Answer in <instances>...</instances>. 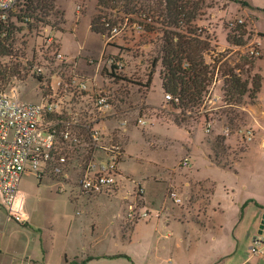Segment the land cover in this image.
I'll return each instance as SVG.
<instances>
[{
    "label": "rangeland",
    "instance_id": "rangeland-1",
    "mask_svg": "<svg viewBox=\"0 0 264 264\" xmlns=\"http://www.w3.org/2000/svg\"><path fill=\"white\" fill-rule=\"evenodd\" d=\"M205 1L206 15L195 24L205 28L211 40L212 50L205 56V60L214 67L213 83L204 105L187 113L189 126L182 128L173 124L172 117L180 114V110L165 99L166 94L161 90L159 76L155 79L162 70L161 64L158 65L154 84L152 83V99L156 104L163 101L162 105L153 108L145 103V97L151 90L145 87L151 62L158 57L159 48L163 45V27L159 24L155 25L158 30L147 33L128 21L146 22L143 15L127 16L119 10L112 11L98 6V0L76 1L80 20L86 19L81 27L76 29L71 17L68 27L71 30L74 28L78 38L70 32L62 37L65 53L75 59L78 58L77 53H80L86 59L81 61L82 67L80 69L79 66L78 69L77 64L61 51L58 35L64 32L65 26L61 24L60 15L57 17L58 12H63L59 7L60 0H56V10L49 17H45L51 26L37 24L33 19L19 20L21 8L11 15L8 33L6 36H0V93L17 91L20 99L40 103L43 97L46 98L50 93L47 87L50 82L48 76L54 74L68 82H71L73 75H77L86 82L88 91H77L63 106L64 118L70 112L76 113L75 127L79 135V142L71 146L63 145V151L71 163L66 176H47L39 179H36L34 174L23 176L20 190L26 197L25 212L31 218L30 225L38 227L42 232L32 231L28 226L22 225L23 222L10 223L6 232L7 240H10V258L13 257L14 250H22L25 255L29 254L35 259V256L42 254L41 243L47 242L53 264H64L65 254L69 260H74L75 257L85 260L90 255H107L110 257L106 260L107 264H132L125 258L114 257L125 254L134 264H156L158 246L154 245L152 240L150 244L142 242V236L146 235L148 230L153 231L154 227L138 226L131 236L136 224L151 215L149 210L146 213L142 211L145 203L138 186L140 183L145 186L147 183L152 184L147 180L149 176L160 177L165 180L164 184L166 182L165 187L147 185L149 191L151 190L148 199L152 202V209L156 211H152L154 215L168 214L171 211L168 206H173L171 194L174 191L182 194L185 191L184 195H181L182 201L175 202L180 209L190 210L191 213H206L213 186L191 181L188 171L183 169L184 160L181 159L190 151L199 166V172L195 174L197 178H221V170L212 164L210 166L205 152L214 158L213 149L217 147L222 165L233 166L250 142L249 125L237 104L231 102L229 105L224 102V105H221L211 101L215 100L213 89L216 80L224 81L223 74L230 69H236V73L240 74L243 80L249 81L254 73L259 70L261 72V68L264 74V0ZM22 8L25 10V7ZM37 15L42 16L39 12ZM97 16H105L114 21L120 19L114 28L117 32H107L103 36L105 44L100 38L90 35L86 28L87 18L92 20ZM236 22L239 23L237 26ZM27 23L32 24L34 28ZM231 24L235 26L230 27ZM243 30L247 32L244 36V47L238 48L227 43V34L242 37ZM57 51L63 54L64 61L57 67H50L51 73L47 76H39L38 67H44V59L50 61ZM250 52H254L257 59L254 72L241 60L242 56ZM259 58L262 59L258 60ZM238 68L240 70H237ZM97 92H102L109 98V108L98 111L94 107L92 96L88 95ZM249 102L246 105H250ZM236 114L240 115V120L235 121L236 126L229 125V118L235 117ZM204 115L208 116V121ZM92 120H96L93 128L97 130V140L92 139L91 132L84 127ZM218 136L226 137L225 150L222 146L218 149ZM129 142L132 156H127L125 151ZM116 155L117 160L113 158ZM112 162L116 165V175L125 176V179L117 176L118 183L114 187V192H118L122 187L125 189H122L125 194L122 200L123 209L116 199L100 200L75 209L70 204L69 191L70 198L76 200L77 188L87 174L89 165L93 163L97 171L101 164L110 165ZM124 162L126 163L123 169L127 173H122L120 169ZM173 172L181 175L176 178L180 185L171 183L170 176ZM64 184L69 188L66 187V192L63 193ZM174 184L178 187H170ZM79 195L89 199L94 197L88 194ZM100 196L109 198L114 195L111 192L95 197ZM163 196L168 203L160 206ZM119 198L118 196L117 200ZM148 235L150 236V233ZM32 262L43 264L40 261Z\"/></svg>",
    "mask_w": 264,
    "mask_h": 264
},
{
    "label": "crops",
    "instance_id": "crops-1",
    "mask_svg": "<svg viewBox=\"0 0 264 264\" xmlns=\"http://www.w3.org/2000/svg\"><path fill=\"white\" fill-rule=\"evenodd\" d=\"M59 7L65 14V33L62 32L58 35L61 51L68 56V59L73 60V62L77 64L78 69L79 66L81 69V61L84 62L86 59H84L80 53H77L78 58L76 59L68 55V53H65L64 38L62 36L70 32L78 38V33L74 28L71 30L68 27L71 17L75 24L73 27L76 29L81 27L82 22L86 18L80 20L76 10L77 4L75 0H60ZM86 28L90 31V35L103 40V44L106 43L103 36L91 31L90 18H87ZM78 59L79 63L77 62ZM262 70L261 68V74ZM158 76L160 78V73L156 75L155 79ZM262 77V89L258 94L256 104L246 105V103L250 101V99L246 97L245 105L243 104L239 108L245 115L246 122L249 125L248 129L252 133V139L247 144L246 150L241 158L233 167L226 168L215 164L211 156L205 152L210 166L212 164L220 169L222 177H213V179L197 178L195 174L199 172V166L197 165L194 155L189 151L188 154L183 155V159H181L188 160L187 165L183 169L188 171L191 181L211 184L213 186L209 207L206 213H191L190 210L185 211L180 209L181 207L171 199L173 206H168V210H171L170 212L168 211V214L154 215L152 213V211H154L152 209V202L148 199L151 190L149 191L147 185L152 187L153 185L154 187L163 185V187H165V180H162L160 177L149 176L147 180L152 184L147 183L145 186L143 183H140V185H138L145 203L142 211L146 213L149 210L151 215H147L146 218H143L136 224L131 232V236L136 231V228L138 229V226L145 225L146 227H154L153 231L148 230L146 235L142 236V242L150 244L152 240V243L158 246L159 251L158 255H156V264H264V253L257 254L252 251L256 238H260L262 242H264V74H262ZM155 79L153 80V84ZM153 84L151 90L145 97V103L149 107L158 108L162 105L163 101L159 104L153 101ZM223 86L224 81H222V79L216 80L213 89L215 100L211 101V103L224 105ZM160 87L165 95L161 78ZM173 124L176 125L175 123ZM95 125L96 127L98 126V124ZM129 145L130 142L125 148L126 155L132 156L130 154ZM125 163L126 162L120 165L122 173H127L123 169ZM177 176L179 177L181 175L174 174L173 172L170 176V181L171 183L174 182L180 185L181 183L178 184L176 181ZM119 177L125 179L124 175H120ZM120 182L122 183V181ZM176 184L170 185V187H178L175 186ZM66 187L68 186L64 184L63 193L66 192ZM122 189L118 192H114L113 190L112 194L114 196L109 198L94 196L89 199L88 197L79 195L81 193L77 188L79 197L77 196L76 200H72L69 191V201L70 204L78 210L82 208V206H88L100 200L113 201L116 199V201L120 202V207L123 209L122 200L124 197L123 195H125L123 194L125 189H123V191ZM174 192L177 198L182 201L181 195H184L185 191L183 194L182 192ZM109 193L111 192L106 194ZM101 195H105V193ZM118 196L120 198L117 200ZM165 202L167 205L168 200L166 201L165 196H163L160 206L165 205ZM30 220L31 218L29 215H27L26 221L10 220L3 210L0 209V264H24L30 259L36 262L40 261L43 264H53L50 247L47 245V242L41 243L42 254L39 257L35 256V259L29 254L25 255L22 250H14L12 258L8 256L10 251L8 244L10 240H7L6 232L10 223H13V221L23 222L22 225L28 226L32 231L37 232L40 230V232L38 231L37 233L42 232L38 227H32L30 225ZM17 227L19 228L20 226L17 225ZM92 231L93 233L95 232L94 226ZM148 237L150 238L148 239ZM108 258L110 257L107 255H90L85 260H78L77 257H75L74 260H69L68 256L65 254L64 264H107L106 260Z\"/></svg>",
    "mask_w": 264,
    "mask_h": 264
},
{
    "label": "built area",
    "instance_id": "built-area-1",
    "mask_svg": "<svg viewBox=\"0 0 264 264\" xmlns=\"http://www.w3.org/2000/svg\"><path fill=\"white\" fill-rule=\"evenodd\" d=\"M25 0H0V36H6L11 21V15L22 8ZM117 32L116 29L112 30ZM44 67H38L39 76L51 73L50 67L59 66L64 61L61 52H56ZM50 75V74H49ZM47 87L50 93L43 97L40 103H31L20 99L18 92L0 93V205L10 220L26 221V197L20 190L23 176L34 174L36 179L47 176H66L71 163L63 151V145L71 146L79 142L76 133V113H68L64 118V104L76 92L88 91L85 81L73 75L71 82L59 75L48 76ZM71 95V96H70ZM93 105L98 111L109 108V98L102 92L94 93ZM165 99L172 101L171 95ZM177 101V100H174ZM67 115V114H66ZM71 115H74L72 118ZM57 121V122H56ZM96 120L84 127L91 132L92 139L97 140V130L93 128ZM252 139L249 133L248 140ZM117 160V155L113 156ZM187 159L183 165H187ZM116 165L103 163L95 171V165L90 164L87 174L79 183L81 194L98 196L112 192L117 185ZM174 202H180L175 192L171 194ZM253 253H264V242L260 238L254 240ZM24 264H37L27 260Z\"/></svg>",
    "mask_w": 264,
    "mask_h": 264
},
{
    "label": "trees",
    "instance_id": "trees-1",
    "mask_svg": "<svg viewBox=\"0 0 264 264\" xmlns=\"http://www.w3.org/2000/svg\"><path fill=\"white\" fill-rule=\"evenodd\" d=\"M55 3L56 0H25L23 4L25 10L24 8L20 9L18 19L21 21L33 19L37 24L51 26V23L45 17H49L56 10ZM98 6L111 9L112 11L119 10L127 16L133 14L143 15V20L146 22L128 21L141 27L147 33H154L158 30L159 28L155 26L156 24L163 27L161 30L163 32V45L159 48L158 57L151 62V70L145 87L150 90L158 65L161 64L160 78L163 90L165 94H169L173 98L170 104L180 110V114L172 115L173 121L179 127L189 126L187 113L193 112L195 108L200 109L204 105L213 83L214 67L205 60V56L212 50L211 40L208 36V31L195 24L197 20H201L206 15V1L98 0ZM38 12L42 14L41 17L37 15ZM59 15L61 24H64L65 14L58 12L57 17ZM149 20L154 24L147 23ZM119 22L120 19L114 21L105 16H97L91 20V31L105 36L107 32L110 34ZM27 24L34 28L32 24ZM238 24L236 22V26ZM233 26L235 24H231L230 27ZM171 29L184 32H177ZM246 34L245 30H243L242 37L233 36L229 33L227 34V43L231 46L242 48L246 45L244 40ZM254 55V52H250V54L241 57V60L253 72L257 61ZM261 59L259 58L258 60ZM235 70L230 69L223 74L224 102L229 105L234 102L240 108V106L245 104V98L248 97L252 105L256 104L263 82L260 70L253 74L251 81L243 80L242 76L237 74ZM237 70L240 69L238 68ZM204 117L208 121V116L204 115ZM236 120H240L239 114L229 118V125L236 126ZM188 132L190 131L188 130ZM217 142L219 144L218 149L222 146L225 150L226 137L218 136ZM216 148L213 149V162L219 166L232 168L233 166L230 165H222L219 161L220 154ZM245 150L242 152L244 153ZM115 258H125L134 264L132 259L125 254L115 256Z\"/></svg>",
    "mask_w": 264,
    "mask_h": 264
},
{
    "label": "water",
    "instance_id": "water-1",
    "mask_svg": "<svg viewBox=\"0 0 264 264\" xmlns=\"http://www.w3.org/2000/svg\"><path fill=\"white\" fill-rule=\"evenodd\" d=\"M264 220V219H263Z\"/></svg>",
    "mask_w": 264,
    "mask_h": 264
}]
</instances>
